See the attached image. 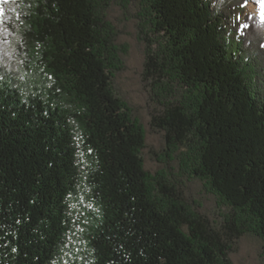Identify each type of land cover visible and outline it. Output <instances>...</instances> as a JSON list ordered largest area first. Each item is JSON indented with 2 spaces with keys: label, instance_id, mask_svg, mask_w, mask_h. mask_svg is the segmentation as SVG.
I'll use <instances>...</instances> for the list:
<instances>
[{
  "label": "trees",
  "instance_id": "obj_1",
  "mask_svg": "<svg viewBox=\"0 0 264 264\" xmlns=\"http://www.w3.org/2000/svg\"><path fill=\"white\" fill-rule=\"evenodd\" d=\"M0 9V264H233L247 235L264 261L259 0ZM133 52L156 150L123 85Z\"/></svg>",
  "mask_w": 264,
  "mask_h": 264
},
{
  "label": "rangeland",
  "instance_id": "obj_2",
  "mask_svg": "<svg viewBox=\"0 0 264 264\" xmlns=\"http://www.w3.org/2000/svg\"><path fill=\"white\" fill-rule=\"evenodd\" d=\"M259 13L260 7L254 3H248L242 12ZM137 50V49H136ZM133 56L128 59V67L122 74L125 92L131 99L134 107L142 116L147 128L149 151L156 150L162 140V134L156 131L151 125V116L149 113L154 109L153 99L148 95V87L142 80L141 54L133 52ZM149 157V156H148ZM149 166L152 169L158 168V161L154 158L148 159ZM263 249L262 241L256 236L247 235L240 240V247L233 255V264H264L261 258Z\"/></svg>",
  "mask_w": 264,
  "mask_h": 264
},
{
  "label": "snow or ice",
  "instance_id": "obj_3",
  "mask_svg": "<svg viewBox=\"0 0 264 264\" xmlns=\"http://www.w3.org/2000/svg\"><path fill=\"white\" fill-rule=\"evenodd\" d=\"M6 2V0H0V3ZM259 3L261 4V18L264 20V0H259ZM2 9H0V15H2Z\"/></svg>",
  "mask_w": 264,
  "mask_h": 264
}]
</instances>
